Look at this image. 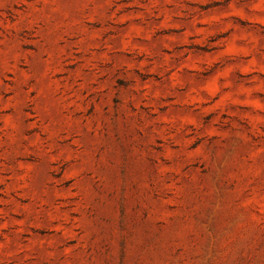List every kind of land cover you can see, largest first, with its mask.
I'll list each match as a JSON object with an SVG mask.
<instances>
[{"label": "rangeland", "instance_id": "374dc122", "mask_svg": "<svg viewBox=\"0 0 264 264\" xmlns=\"http://www.w3.org/2000/svg\"><path fill=\"white\" fill-rule=\"evenodd\" d=\"M0 264H264V0H0Z\"/></svg>", "mask_w": 264, "mask_h": 264}]
</instances>
